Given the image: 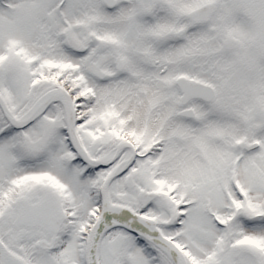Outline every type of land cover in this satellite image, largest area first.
I'll return each mask as SVG.
<instances>
[{
  "label": "snow or ice",
  "instance_id": "1",
  "mask_svg": "<svg viewBox=\"0 0 264 264\" xmlns=\"http://www.w3.org/2000/svg\"><path fill=\"white\" fill-rule=\"evenodd\" d=\"M0 264H264V0H0Z\"/></svg>",
  "mask_w": 264,
  "mask_h": 264
}]
</instances>
